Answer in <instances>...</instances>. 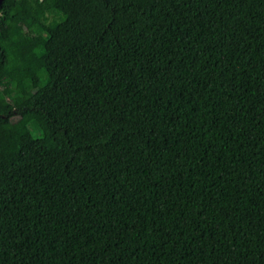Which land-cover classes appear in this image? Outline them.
I'll list each match as a JSON object with an SVG mask.
<instances>
[{
  "label": "trees",
  "instance_id": "1",
  "mask_svg": "<svg viewBox=\"0 0 264 264\" xmlns=\"http://www.w3.org/2000/svg\"><path fill=\"white\" fill-rule=\"evenodd\" d=\"M0 264H264V0H4Z\"/></svg>",
  "mask_w": 264,
  "mask_h": 264
},
{
  "label": "water",
  "instance_id": "2",
  "mask_svg": "<svg viewBox=\"0 0 264 264\" xmlns=\"http://www.w3.org/2000/svg\"><path fill=\"white\" fill-rule=\"evenodd\" d=\"M3 1H4V0H0V6H1V4H2Z\"/></svg>",
  "mask_w": 264,
  "mask_h": 264
}]
</instances>
